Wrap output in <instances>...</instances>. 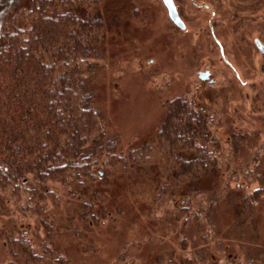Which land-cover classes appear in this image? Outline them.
<instances>
[{"label":"rangeland","instance_id":"374dc122","mask_svg":"<svg viewBox=\"0 0 264 264\" xmlns=\"http://www.w3.org/2000/svg\"><path fill=\"white\" fill-rule=\"evenodd\" d=\"M99 3L105 31L100 55L93 60L87 75V87L93 93L92 106L101 113L105 136L117 140L114 156L125 157L130 148L153 139L164 118L166 103L174 97L185 98L197 111L211 117V134L221 144L218 171L230 175L227 190L232 196L238 188L236 182L243 180L240 174L254 166L248 161L255 156L256 163L264 159L258 148V75L242 79L246 86L240 95L218 86L209 87L197 76L206 63L194 61L192 55L190 34L195 26H186L182 35L176 33L179 30L174 26H160L164 16L158 0ZM145 14L149 17L146 20ZM219 65L216 60L215 66ZM224 75L230 76L222 70L212 72L216 84L228 80ZM232 85L228 83L229 87ZM246 91L250 93L249 100L244 98ZM231 132L250 133L251 145L233 153ZM155 146L159 148L157 143L152 146L149 159L145 160L147 166L141 171L138 168L120 172L121 164L110 170L105 165H95L94 180L85 187L96 185L102 194V200H95L91 206L98 212L94 219L98 225L80 218L82 201L75 200V194L60 184L51 187L57 201L46 200L44 206L40 201L37 205L28 203L25 192L19 200L6 197L0 214V264H29L11 255L15 252L11 248L13 241L25 238L38 250L39 243L47 241L43 226L52 222V227L56 226L53 243L46 242L44 257L33 264H154L156 257L164 256L165 246L177 262L183 260L184 264H245L247 259L264 264V197L253 206V225L249 224L251 217L240 216L235 202L224 193L213 212L217 230L204 223L206 241L192 230L185 248H179L176 243L188 238L189 230L180 231L181 226L169 218L181 206L182 197L158 196V188L166 182L165 159L162 149ZM109 157L101 160L107 163ZM261 169L259 166L258 171ZM202 179L200 185L206 190L216 184L213 179L208 181L211 177ZM259 185L243 182L238 191L247 196ZM193 198L200 203V195ZM34 205L39 209L33 213ZM242 219L245 223L240 225ZM215 240L223 246L220 248ZM59 253L62 260L55 261ZM198 254L205 257L203 263Z\"/></svg>","mask_w":264,"mask_h":264},{"label":"trees","instance_id":"16d2710c","mask_svg":"<svg viewBox=\"0 0 264 264\" xmlns=\"http://www.w3.org/2000/svg\"><path fill=\"white\" fill-rule=\"evenodd\" d=\"M99 1L0 0V214L6 197L19 200L22 192L28 194L30 204L40 201L44 206L46 200L57 201L51 188L56 183L68 187L74 199L82 201L80 218L98 225L94 221L98 212L91 206L95 200H102V194L96 185L85 187L94 180L95 165L110 170L121 164L120 172L144 170L145 160L157 143L164 154L166 180L157 194L182 197L181 206L169 218L181 226L180 231L189 230L188 238L176 243L180 249L191 239L192 230L206 241L204 223L217 230L213 212L224 193L235 202L240 216L251 217L253 206L264 197V159L256 163L255 156L248 161L254 164L252 170L240 174L243 180L236 182L234 198L230 196V175L218 171L221 144L211 134V117L197 111L185 98L174 97L166 103L153 139L130 148L125 157L114 156L117 140L105 136L101 113L92 106L93 93L87 87V75L100 55L105 31ZM248 135L230 133L233 153L251 145ZM108 155L107 163L101 160ZM204 177L215 181L214 189L200 185ZM243 182H259L260 188L242 196L238 190ZM194 195H200L203 205L196 203ZM33 208L34 213L39 206ZM239 222L245 223L243 219ZM250 223L255 224L253 217ZM52 224L43 226L49 242L55 236L56 226ZM47 241H41L36 250L25 238H18L13 241L15 252L11 255L37 263L46 253ZM214 242L223 246L220 240ZM163 252L154 264H184L183 260L177 262L166 246ZM198 257L203 263L205 257ZM62 258L59 253L54 260ZM245 264L255 262L247 259Z\"/></svg>","mask_w":264,"mask_h":264},{"label":"flooded vegetation","instance_id":"af4514ba","mask_svg":"<svg viewBox=\"0 0 264 264\" xmlns=\"http://www.w3.org/2000/svg\"><path fill=\"white\" fill-rule=\"evenodd\" d=\"M164 16L160 26H174L182 35L191 28L194 61L205 62L197 72L201 82L227 92L242 93L243 78L258 75V143L264 155V0H158ZM175 10L178 23L169 15V6ZM145 14V20L148 19ZM221 65L215 66V62ZM213 70L224 71L228 80L216 84ZM206 74L204 79L201 74ZM228 83L233 84L232 87ZM229 88V89H228ZM250 88V87H249ZM230 90V91H229ZM216 92H214L215 95ZM255 93V94H257ZM244 98L251 99L245 92Z\"/></svg>","mask_w":264,"mask_h":264},{"label":"water","instance_id":"95a60500","mask_svg":"<svg viewBox=\"0 0 264 264\" xmlns=\"http://www.w3.org/2000/svg\"><path fill=\"white\" fill-rule=\"evenodd\" d=\"M168 6H169V5H168ZM168 9H169V15H170V17H171L176 23H178V19H177V17H176V13H175L174 8H173L172 6H169ZM205 76H206L205 73H204V74H201V75H200V78H201V79H204Z\"/></svg>","mask_w":264,"mask_h":264}]
</instances>
